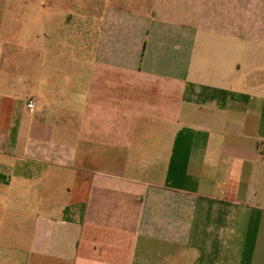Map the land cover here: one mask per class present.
<instances>
[{
    "label": "crops",
    "instance_id": "0c3cea01",
    "mask_svg": "<svg viewBox=\"0 0 264 264\" xmlns=\"http://www.w3.org/2000/svg\"><path fill=\"white\" fill-rule=\"evenodd\" d=\"M1 23L53 63L14 88L0 63V264H264V0H0Z\"/></svg>",
    "mask_w": 264,
    "mask_h": 264
},
{
    "label": "rangeland",
    "instance_id": "374dc122",
    "mask_svg": "<svg viewBox=\"0 0 264 264\" xmlns=\"http://www.w3.org/2000/svg\"><path fill=\"white\" fill-rule=\"evenodd\" d=\"M27 33L25 31L12 32L11 34L5 31L0 32V63H10L12 65L8 78L12 79L13 88L18 86L21 80L24 81L25 71L21 69V65L25 61L32 65L29 71L33 73L36 72L37 63H53L51 55L41 53L37 55L35 53L33 44L36 43V40L26 36ZM20 34L23 35L20 36Z\"/></svg>",
    "mask_w": 264,
    "mask_h": 264
},
{
    "label": "built area",
    "instance_id": "2783aa9c",
    "mask_svg": "<svg viewBox=\"0 0 264 264\" xmlns=\"http://www.w3.org/2000/svg\"><path fill=\"white\" fill-rule=\"evenodd\" d=\"M30 105H33V103H30Z\"/></svg>",
    "mask_w": 264,
    "mask_h": 264
}]
</instances>
